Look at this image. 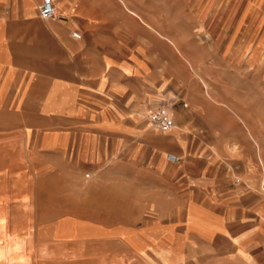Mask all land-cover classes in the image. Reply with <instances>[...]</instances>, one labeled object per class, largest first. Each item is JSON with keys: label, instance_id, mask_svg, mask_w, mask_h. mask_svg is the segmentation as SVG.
<instances>
[{"label": "crops", "instance_id": "0c3cea01", "mask_svg": "<svg viewBox=\"0 0 264 264\" xmlns=\"http://www.w3.org/2000/svg\"><path fill=\"white\" fill-rule=\"evenodd\" d=\"M55 1L65 20L44 22L41 0H0V138L17 130L27 156L48 163L73 154L91 162L88 173L105 178L114 197L121 186L123 207L136 211L107 223L122 233L108 240H136L144 264H264L255 97L200 96L194 71L215 79L194 57L181 58L194 71L180 73L186 93L176 97L179 53L163 36L178 44V0ZM152 84L157 97L175 87L174 128L162 135L130 119L147 116ZM168 152L180 160L168 161Z\"/></svg>", "mask_w": 264, "mask_h": 264}, {"label": "rangeland", "instance_id": "374dc122", "mask_svg": "<svg viewBox=\"0 0 264 264\" xmlns=\"http://www.w3.org/2000/svg\"><path fill=\"white\" fill-rule=\"evenodd\" d=\"M188 1L189 7H185V0L177 1L179 45H172L179 53L176 97L186 93L180 75H192L194 71L183 60L191 63L189 58L194 57L200 72L203 68V74L215 79L207 82L209 93H240L242 97L251 93L255 97L252 114L260 124L256 133L264 148V1L257 6L254 0ZM250 5L256 9L255 17L251 16ZM163 38L170 42V38ZM151 88L154 93L150 95H156L153 84ZM174 88L171 86L159 97L147 95V116L131 114V121L150 125L162 135L164 132L154 127L149 117L158 109L168 113L169 104L175 101ZM194 90L200 96L206 95L195 77ZM17 133L4 130L0 138V211L8 212L7 230L27 239L25 250L19 252L23 257L21 264H144V259L137 255L136 240H108L122 233L107 229V223L121 218L123 212L136 211L124 208L129 201L122 187L114 197L105 178L96 182L88 173H92L91 162L79 160L73 154L65 160L52 157L48 163L36 152L27 156L23 139ZM31 146L38 149L36 142ZM258 168L261 169L259 163ZM60 169H72L79 176H62ZM136 190L131 186V192ZM259 196L258 200H262ZM112 203L115 209L111 208Z\"/></svg>", "mask_w": 264, "mask_h": 264}, {"label": "bare ground", "instance_id": "6f19581e", "mask_svg": "<svg viewBox=\"0 0 264 264\" xmlns=\"http://www.w3.org/2000/svg\"><path fill=\"white\" fill-rule=\"evenodd\" d=\"M190 4L191 3L189 2V5ZM201 33L202 31L199 32V34ZM169 41L170 44L172 43V45H175L171 41V39H169ZM195 76H197L198 81L201 84L202 88L204 89V92L207 95V97H210V93H209L210 88L208 83L204 81L203 78L197 72ZM9 224H10V218L8 212L3 210L0 211V233L4 235L2 238L0 237V264H21L23 262V257L19 255V252L25 250L27 239L22 238L20 236L12 235V233L9 232V230H7L8 227L10 226Z\"/></svg>", "mask_w": 264, "mask_h": 264}, {"label": "built area", "instance_id": "2783aa9c", "mask_svg": "<svg viewBox=\"0 0 264 264\" xmlns=\"http://www.w3.org/2000/svg\"><path fill=\"white\" fill-rule=\"evenodd\" d=\"M39 17L44 22H54L65 20L64 16L59 13L55 0H41L38 5ZM73 38L80 40L82 35L77 32H72ZM151 124L161 132H169L174 128V122L170 115L163 109L154 111L149 117ZM166 159L171 162H178L180 157L174 153L168 152Z\"/></svg>", "mask_w": 264, "mask_h": 264}]
</instances>
